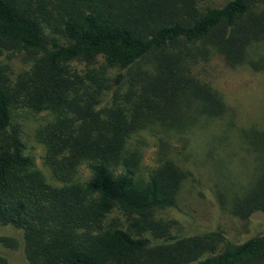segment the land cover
<instances>
[{
    "label": "trees",
    "instance_id": "1",
    "mask_svg": "<svg viewBox=\"0 0 264 264\" xmlns=\"http://www.w3.org/2000/svg\"><path fill=\"white\" fill-rule=\"evenodd\" d=\"M218 3L0 0V229L19 231L29 264H264V173L230 210L241 222L229 233L236 228L244 234L229 238L215 226L197 229L196 236L168 235L150 216L175 207L181 174L162 160L143 177L138 151L127 147L136 128L126 113L183 131L186 123L189 132L198 129L200 118L202 126H233L221 123L228 109L191 71L208 53L195 44L209 40L225 67L244 65L264 75V0ZM50 20L58 22L52 30L59 36L46 39L43 28ZM18 52L39 54V60L31 76L9 88L5 63ZM96 60L99 72L88 69L81 78L70 71L72 62ZM146 60L151 71L134 76ZM112 68L120 72L104 86L103 75ZM123 83L131 84L134 95L128 108L105 115L93 110L103 90L111 88L115 99ZM18 105L59 116L36 139L62 187L49 185L25 154L11 119ZM238 132L264 156V107L260 125ZM79 165L87 178L70 182ZM114 211L127 218L125 228L103 227ZM253 219L261 230L249 229ZM13 246L14 239L0 236V250ZM0 264H8L1 253Z\"/></svg>",
    "mask_w": 264,
    "mask_h": 264
},
{
    "label": "rangeland",
    "instance_id": "2",
    "mask_svg": "<svg viewBox=\"0 0 264 264\" xmlns=\"http://www.w3.org/2000/svg\"><path fill=\"white\" fill-rule=\"evenodd\" d=\"M219 1L226 0H212L217 4ZM56 26L58 22L53 20L44 26L43 35L46 39L59 36L57 31L52 30ZM195 47L199 51L203 47L208 53L205 56L206 60L197 58L196 64L191 66V71L209 84L228 109L220 119L221 123L231 122L233 126L230 129L202 126L203 120L200 118L196 125L198 129L189 132L186 123H184L186 129L183 131L181 128L161 126L160 123L152 124L142 117L126 113L129 122L133 123L134 120L136 128V131L130 134L127 147L138 151V171L143 177L156 169L162 160L175 164L181 174L179 188L175 194V207L153 211L150 216L154 220L153 223L163 225L166 234L180 237L196 236L199 231L197 229L221 226L226 232L225 235L233 238L240 232L244 234L243 229L239 231L236 228L233 229L232 235L229 233L234 225L239 227L241 222L230 214L235 199L245 196V190L254 184L258 175L264 173L263 154L244 138L239 137L238 132L252 124L262 123L264 75L253 72L244 65L234 69L225 67L221 56L213 52L209 40L198 42ZM38 60L39 54L33 52L14 53L5 63L6 86L14 88L18 80L31 76ZM70 69L72 74L81 78L88 69L101 71L99 60L92 64L72 62ZM150 71L151 63L146 60L132 72L134 76H138L142 73L148 74ZM119 72L118 68L106 71L103 75L104 86H108L111 78ZM85 82L89 83L88 80ZM78 92L81 93V89ZM112 96L111 88L103 90L93 110L99 115H105L110 109L116 111L128 108L129 100L134 97L131 94V84L123 83L117 88L115 99H112ZM178 108L184 111L182 104ZM58 117L56 113L47 110L34 114L19 105L11 112L12 124L18 126L20 139L25 144V154L33 159L36 171L49 185L60 188L63 184L52 175L45 162V148L36 139L37 131L54 122ZM182 146L188 148V154L184 153L185 150H181ZM86 178L87 170L83 165H79L76 173L71 175L70 182H83ZM126 220L127 218L119 211H114L104 218L102 225L125 228L128 223ZM251 223L249 229L255 227L261 230L262 223L259 219H253ZM76 232L81 233L83 230L77 229ZM5 235L14 239V246L11 249L0 250L7 263L29 264L25 259L19 231L0 229V236Z\"/></svg>",
    "mask_w": 264,
    "mask_h": 264
}]
</instances>
